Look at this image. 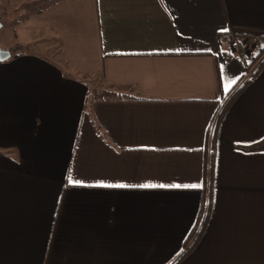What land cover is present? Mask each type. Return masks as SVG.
I'll use <instances>...</instances> for the list:
<instances>
[{
	"label": "crops",
	"instance_id": "crops-1",
	"mask_svg": "<svg viewBox=\"0 0 264 264\" xmlns=\"http://www.w3.org/2000/svg\"><path fill=\"white\" fill-rule=\"evenodd\" d=\"M11 25L0 264H171L201 212L176 264H264V150H243L264 63L226 104L264 0H52Z\"/></svg>",
	"mask_w": 264,
	"mask_h": 264
},
{
	"label": "rangeland",
	"instance_id": "rangeland-1",
	"mask_svg": "<svg viewBox=\"0 0 264 264\" xmlns=\"http://www.w3.org/2000/svg\"><path fill=\"white\" fill-rule=\"evenodd\" d=\"M49 1L52 0H0V22L2 23L0 36L12 26L13 21L27 17L31 13L41 9ZM89 80L87 83L89 89H97L100 84L99 81Z\"/></svg>",
	"mask_w": 264,
	"mask_h": 264
},
{
	"label": "built area",
	"instance_id": "built-area-1",
	"mask_svg": "<svg viewBox=\"0 0 264 264\" xmlns=\"http://www.w3.org/2000/svg\"><path fill=\"white\" fill-rule=\"evenodd\" d=\"M262 43L263 42L257 36H241L237 34L231 36L229 40L231 51L235 52L237 58L240 60V62H242L244 66L241 83L246 79H250V77L252 76L253 71L257 65L256 62L252 63V58L258 51Z\"/></svg>",
	"mask_w": 264,
	"mask_h": 264
},
{
	"label": "trees",
	"instance_id": "trees-1",
	"mask_svg": "<svg viewBox=\"0 0 264 264\" xmlns=\"http://www.w3.org/2000/svg\"><path fill=\"white\" fill-rule=\"evenodd\" d=\"M264 53V41L262 43V45L260 46V48L258 49V53L252 58V63L255 62L257 60L258 57H260L262 54ZM14 55H18V54H14ZM264 63V56L263 58L258 62V64L256 65L254 71H253V75L258 71V69L261 67V65ZM250 79H246L244 80L236 89H234V91L232 92V94L230 95V97L228 98V100L226 101V104L228 101H230L233 97V95L238 92ZM225 104V105H226ZM217 122V121H216ZM215 125L216 123L214 124V129H215ZM243 150H247V151H256V150H264V137L259 140L258 142H255L251 145H248V146H244L243 147ZM204 208V204H203V207ZM204 212L206 211L205 209H202ZM204 213L201 212V216H202V219H201V225L199 226V229H197L196 231V234H195V237L193 239L192 242H190L189 245L188 244V241L191 239V237H193V234L195 233V229H193V231L191 232V234L189 235V237L187 238V240L185 241L184 245H183V251L182 253L179 255V257L173 261L171 264H176L188 251H190V249L192 248V245H193V242L196 240V238L198 237L199 233L201 232V229H202V225L204 224L205 222V217H206V213L203 215ZM200 216V217H201Z\"/></svg>",
	"mask_w": 264,
	"mask_h": 264
},
{
	"label": "water",
	"instance_id": "water-1",
	"mask_svg": "<svg viewBox=\"0 0 264 264\" xmlns=\"http://www.w3.org/2000/svg\"><path fill=\"white\" fill-rule=\"evenodd\" d=\"M2 23L0 22V27ZM10 57V52L6 49L0 48V62L8 59Z\"/></svg>",
	"mask_w": 264,
	"mask_h": 264
},
{
	"label": "snow or ice",
	"instance_id": "snow-or-ice-1",
	"mask_svg": "<svg viewBox=\"0 0 264 264\" xmlns=\"http://www.w3.org/2000/svg\"><path fill=\"white\" fill-rule=\"evenodd\" d=\"M238 79V78H237ZM232 84H235L236 83V81L235 80H233L232 82H231ZM231 85H229L228 87H230ZM228 90V88L226 87L225 88V91H227Z\"/></svg>",
	"mask_w": 264,
	"mask_h": 264
}]
</instances>
